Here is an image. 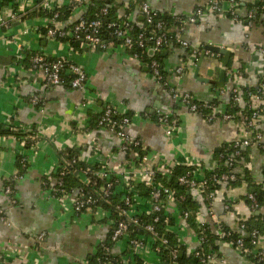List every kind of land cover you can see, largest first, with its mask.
Returning <instances> with one entry per match:
<instances>
[{
    "label": "crops",
    "instance_id": "crops-1",
    "mask_svg": "<svg viewBox=\"0 0 264 264\" xmlns=\"http://www.w3.org/2000/svg\"><path fill=\"white\" fill-rule=\"evenodd\" d=\"M35 1L27 4L24 17L0 27V125L16 126L34 135L33 144L28 146L12 135L0 136V264H88L98 243L106 239L111 221L92 208L75 212L68 201L61 203L52 197L49 187L61 148H74L84 163L105 160L113 170L125 159L117 151L120 140L113 133L104 128L84 130L90 118L96 117L105 105L123 114H135L124 133L138 139L148 165L162 162L169 166L190 158L206 171L215 167L217 148L243 138L245 114L237 111L241 118L206 121L187 111L172 101L146 62L133 58L114 39L104 37V47L85 48L80 43L71 46L68 41L47 36L45 26L50 19L45 12L33 9ZM88 1L73 4L70 0H55L57 8L68 11L67 18L59 23L71 25L80 17L91 16L93 9ZM145 1L153 10L177 17L204 0ZM109 3L116 16L126 13L133 24H140V0ZM262 6L264 0H238L236 19L225 12L204 10L193 23H171L167 32L175 40L197 46L198 51L193 57L175 40L160 51L167 85L191 93L197 100L217 99L219 109L225 108L232 89H237L239 99L235 105L239 111L243 107L257 108L261 103L248 99L245 92L264 81V54L258 51L264 47ZM18 43L20 49L16 47ZM208 45L228 52L224 67L223 55L205 49ZM23 51L76 64L85 73L83 87L46 84L41 71L26 66ZM177 66L183 67L181 73L174 71ZM32 95L42 99L41 108L30 102ZM166 108L174 110L178 121L170 136L155 121L156 114ZM253 123L254 131L264 141V114L257 115ZM18 155L26 159V165L19 166ZM233 170L240 179L235 184L221 185L222 197L210 206L196 191L185 193L189 206L197 209L202 223L213 234L218 225L238 231L236 223L252 215L264 220V206L250 214L245 200L246 193L252 192L264 177V150L254 144L243 148ZM243 172L247 173V180L243 179ZM19 173L21 176L15 179ZM7 182H11L9 194L3 192ZM146 204L141 197L139 208ZM179 211L175 203L166 205L168 230L188 254L197 247L195 229L180 219ZM213 243L212 251L217 254L209 264H253L222 241ZM258 246L264 248V232ZM111 252L128 257L131 262L136 257L140 264H160L149 247L130 253L126 237L112 243Z\"/></svg>",
    "mask_w": 264,
    "mask_h": 264
},
{
    "label": "built area",
    "instance_id": "built-area-1",
    "mask_svg": "<svg viewBox=\"0 0 264 264\" xmlns=\"http://www.w3.org/2000/svg\"><path fill=\"white\" fill-rule=\"evenodd\" d=\"M32 0H0V27H7L11 22L25 16L26 6ZM55 0H36L35 5L40 6L47 12H50V22L45 26V33L52 38H67L79 40L82 47H104L105 41L101 38L100 31L103 25L99 18L87 19L80 17L71 25H61L58 20L57 7L54 4ZM73 4H79L82 0H70ZM238 0H204L200 5H197L192 11L181 14V16L173 17V20L178 25L184 23H193L204 10L221 14L223 12L229 14L233 19L237 18L235 6ZM33 4V5H34ZM142 19L146 23L151 21L155 14L145 0L139 3ZM107 7L102 4L98 12L105 14ZM248 17H252V13L248 11ZM155 27L160 29L161 22H157ZM106 35L112 39H116L123 47H129L135 43L137 47L143 49L148 57L147 65L151 75L156 81H159L165 87L172 101L177 105L186 108L187 111L200 115L206 121L214 119L229 120L232 115L224 109H219L217 104L210 101L197 100L191 93L180 92L172 86L167 85L162 72L161 60L153 57L157 52L164 49L173 40V36L167 32V28L159 30L157 33L145 34L139 31L131 35L133 23L128 19L126 13H122L118 19L106 22L104 25ZM25 32V31H23ZM178 44L184 47L191 56L197 53V46L189 45L184 40H175ZM18 49L20 44H16ZM208 51V50H207ZM258 51L264 54V47ZM132 57L139 59L135 53ZM28 67L30 69L39 70L42 72L43 79L49 85H62L64 83L63 74L70 75L67 85L73 89H81L85 81V73L76 64L62 58L50 59L46 55L33 53L28 57ZM183 67L177 66L176 73H181ZM246 96L250 100L259 101L261 104L257 108H248L249 114L244 116L243 129L244 136L242 139L233 140L230 143L223 145L222 152L216 156V164L212 169L203 171V169L190 158H185L181 162H176L172 165H165L162 162L154 166L146 163V157L143 152L138 153L140 142L138 139L131 138L124 133V128L131 122L135 114H123L111 105H105L98 114L96 126L104 128L113 133L120 140L117 146V151L125 155L122 164L116 165L111 169L105 160H100L94 163H84V165L76 169L72 167L78 162L79 158L71 157L63 161L61 168L57 170V177L54 178L53 184L49 187L50 194L61 203L68 201L75 212H81L87 208L95 209L100 214L106 216L111 221V229L106 237L109 243H114L122 237H126L127 248L130 253H134L144 247H149L156 254L161 247H168L170 258L169 264H176L175 258L180 247L179 241L176 239L174 246L168 245V240L155 229V223L160 221L163 223L166 231L168 230L169 217L165 214V207L170 203H174V191L166 186L164 182L168 179L171 168L173 166H181L185 171L176 176V182L185 187L186 190L196 191L206 203L211 205L212 201L217 197H222L219 194V187L224 184L233 182L236 179L234 166L237 160L241 157L242 149L254 144L258 148L264 150V141L258 131H254L253 120L259 114H264V86L256 85L253 90H246ZM238 90L232 89L231 101L236 103L239 99ZM30 102L41 108L42 99L37 95H32L29 98ZM157 124L161 125L166 135H172L177 127V117L173 109H164L158 112L155 116ZM5 126V125H4ZM82 132L83 129H80ZM26 159L21 157L20 163L25 165ZM248 166V165H246ZM58 167V165H57ZM71 169L79 179V186L67 190L62 183V176ZM218 169H222L217 171ZM89 175L101 180L99 190H93L89 186ZM21 175H15L14 178H19ZM136 184L142 185L148 189V196L143 197L146 201L145 208H139L141 197L136 193ZM259 188L264 193V177L258 184ZM9 185L3 186V192L9 194L11 192ZM113 197H117L116 201H112ZM179 199L182 196H178ZM245 200L248 204L249 213L259 211V205L252 192L245 195ZM109 203L110 208H104L99 203ZM111 211L114 215L111 217ZM146 218L147 221L142 220ZM179 217L182 220L188 221L191 219L193 225L197 228L196 243L197 246L207 242L208 238L205 234L206 226L202 223L201 218L196 211L190 212L187 209L179 211ZM245 219H240L236 225L240 236L235 238H227L229 231L222 230L220 226H216V241H222L226 245L232 247L243 257L251 256L255 259L263 260L264 248L258 246L261 233L256 229L249 228L245 224ZM246 238V241H244ZM40 239V236H38ZM101 240L98 246L101 248L103 256L96 258V264H127L128 257L111 252V245L105 244ZM194 255L198 256V264H209L216 258V254L209 250L205 253L195 251ZM220 258V257H217Z\"/></svg>",
    "mask_w": 264,
    "mask_h": 264
},
{
    "label": "trees",
    "instance_id": "trees-1",
    "mask_svg": "<svg viewBox=\"0 0 264 264\" xmlns=\"http://www.w3.org/2000/svg\"><path fill=\"white\" fill-rule=\"evenodd\" d=\"M88 2L91 3L90 5H91L93 11L91 13V16H89V17L83 16V17L87 18V19L99 18V20L101 21V23L103 25V28L100 31L101 38L104 41L106 38L113 40L112 38H110L106 35V30L104 28V25L106 24V22L118 19L120 17V16L118 17V16H116V14H114V12H113L114 6L112 4L110 5L109 0H89ZM102 4H105L107 7V11L105 14H100L98 12L99 7ZM262 7H264V6H262ZM33 9H35L37 11H43L47 14L48 17L50 16V12L45 11L44 9H42L38 5L34 6ZM57 11H58V16H57L56 20L59 21L61 19L67 18V16H68L67 10H65V9L61 10V9L57 8ZM157 22L162 23L163 29H165V27H168L171 23L174 24L173 17H170L169 14H166V12L155 11L154 16L151 18V21L149 23H146L144 21V19H142L140 21L139 25H136L134 23L132 31H131V35H134L135 33L139 32V31H143L145 34H148L149 32L157 33V32H159V30H162V27L160 29L155 27V24ZM104 37H106V38L104 39ZM58 39L68 41L71 46H77L79 44V40L72 39L70 37L58 38ZM115 40L116 39H114L113 41H115ZM116 42L119 44V41L116 40ZM124 48L126 50H128V52L131 54H133V53L137 54L139 56V59L142 62L147 63L148 57L146 56V52L143 49L137 47L135 43H132L129 47H124ZM165 48H167V47H165ZM160 51L157 52L155 55H153V57H155L156 59L160 58ZM23 53H24L23 60L26 61V66H28V64H29L28 63V57H29V55H31L35 52L28 53L27 51H23ZM48 58H50V57H48ZM50 59H55V58H50ZM63 78H64V83L62 85H67V81L69 80L70 75L68 73H64ZM261 82H262V84H264V81H261ZM250 90H253V89H250ZM211 102L214 104H217L219 101L217 99H213ZM225 110L232 115V119L241 118L242 114H245V115L249 114V109H247V107H243L239 111V107L237 105H235L234 102L231 101V98L229 99V102L226 104ZM237 111L242 112V114L240 113V115H238ZM97 117H98V115L94 118L92 117V119L90 118V120L88 121V125L84 128V130H88V129H92V128H98L96 126ZM6 135H12L16 139H18V141H20V142L23 141L24 142L23 146H28L30 144H33V138H34L33 133L30 131H25V130H22L20 128H17L16 126L0 125V136H6ZM222 148L219 147L214 151L215 157L218 155V153L222 152ZM137 151H138V153H141L140 149H138ZM57 154L59 157L57 170H59L61 168V165L63 164L64 160H67L71 157L77 158V156H78L77 151L74 148H70V147H65V148L59 149ZM240 155H242V152L240 153ZM20 159H21V155H18L17 161H18L19 166L22 167V165L20 163ZM25 165H26V163H25ZM83 165L84 164L82 163V161L78 160V162H76V164L72 167V169H76V172H77L79 170V168H81ZM219 170H222V169H218L217 171H219ZM184 171H185V168H183L181 166H178V165L173 166L171 168V173H170L168 179L164 182V184L174 191V194H175L174 203H175L178 210L187 209L190 212H193V211H196L197 209L189 206L190 201L187 200V198L185 197V193L187 190L185 189V187L179 185L175 180L176 176L182 174ZM17 175H20V173ZM51 177H54V178L57 177L56 171H55V173H53L51 175ZM61 179H62V183H63L64 187L67 190H69L71 188H75V187L79 186V184H80L78 176L74 172L72 173L71 169H68V171H66V173L62 176ZM89 179H90L89 186H92L93 190H96V189L99 190L101 180L93 177L92 175H89ZM239 179H240L239 176H236V179L233 182H230L228 184H235ZM243 179H245V180L248 179L247 173H245V172H243ZM5 185H9L11 187V182H7ZM135 189H136V193L140 197H147L148 196V189L146 187L139 185V184H136ZM252 193L255 196L256 202L259 205L264 206V193H263V191L258 186H255ZM179 195L182 196V198L179 199V197H178ZM116 200H117V197H113L112 201H116ZM99 204L104 208H110V209H111V205H112V204L110 205L109 203H103V202H100ZM113 215H114V213H113V211H111V217H113ZM161 215H162V217L163 216L168 217L167 213H165L164 215L163 214H161ZM142 220L147 221V219L145 217L142 218ZM169 222H170V219H169ZM188 222L190 223L191 226L194 227V229L196 231L197 228L195 227V225H193L191 219H188ZM244 222L249 228L256 229L260 233L264 232V220L259 215H252L249 218H247ZM154 225H155V229L159 232V234H162L166 237V239L168 240V245L170 247L174 246L175 242H176V240H175L176 236L174 235V233L170 232L169 230L166 231L165 229H163L164 225L160 221L156 222ZM205 226H206L205 234H206V237L208 238V240H207V242L200 244L199 246H197L194 249L195 251H199V253H205V252H208L209 250L214 249L213 248L214 247L213 242L216 240V236H215V234L210 232V230H208L207 225H204V227ZM220 228L224 231H226V230L229 231V236L227 238L232 239V238H235V237L241 235V233L239 231H234V230L229 229V228L224 227V226H220ZM244 241H246V238H244ZM103 242L105 244L111 245V243H109L108 239H105ZM181 251H182V254H181ZM215 254H217V253H215ZM156 255L160 261V264H169L170 258H169L167 246L161 247L159 249V252ZM101 256H103V253L101 251V248L99 246H97V251L94 254V256H92L90 261H88V264H96V258L101 257ZM246 258L253 264H264V257H263V260H259V261L257 259H255L254 257H251V256H247ZM175 261H176V264H198L199 263L198 256L194 255V251L189 252L188 254H185L182 246H180L178 248V253L176 255ZM127 264H140V261L138 258L133 257L132 262L130 260H128Z\"/></svg>",
    "mask_w": 264,
    "mask_h": 264
},
{
    "label": "water",
    "instance_id": "water-1",
    "mask_svg": "<svg viewBox=\"0 0 264 264\" xmlns=\"http://www.w3.org/2000/svg\"><path fill=\"white\" fill-rule=\"evenodd\" d=\"M205 49H208L209 51H212V52H218L220 54L223 55V62H222V67L225 66V63H226V58H227V55H228V52L226 50H223V49H220L218 47H215V46H205ZM219 75L222 77L224 75V69H220L219 71Z\"/></svg>",
    "mask_w": 264,
    "mask_h": 264
}]
</instances>
